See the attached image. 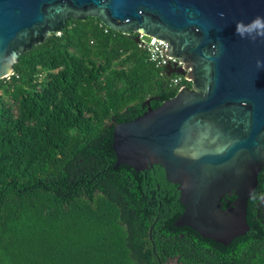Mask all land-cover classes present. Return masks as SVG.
I'll return each mask as SVG.
<instances>
[{
	"label": "trees",
	"instance_id": "1",
	"mask_svg": "<svg viewBox=\"0 0 264 264\" xmlns=\"http://www.w3.org/2000/svg\"><path fill=\"white\" fill-rule=\"evenodd\" d=\"M136 35L70 18L0 78V264H264V166L227 244L172 223L183 206L160 164L113 166L110 117L191 86Z\"/></svg>",
	"mask_w": 264,
	"mask_h": 264
},
{
	"label": "water",
	"instance_id": "2",
	"mask_svg": "<svg viewBox=\"0 0 264 264\" xmlns=\"http://www.w3.org/2000/svg\"><path fill=\"white\" fill-rule=\"evenodd\" d=\"M86 16L167 41L190 69V87L143 101L131 120L110 117L113 166L160 164L183 206L172 223L224 244L243 235L264 166V69L256 66L264 40L241 39L236 26L264 18V0H0V78L68 19Z\"/></svg>",
	"mask_w": 264,
	"mask_h": 264
},
{
	"label": "built area",
	"instance_id": "3",
	"mask_svg": "<svg viewBox=\"0 0 264 264\" xmlns=\"http://www.w3.org/2000/svg\"><path fill=\"white\" fill-rule=\"evenodd\" d=\"M137 36L139 44L147 50L150 60L155 63L156 66H178L184 73H187V68L182 64V62L167 53V41L142 33H138ZM187 80H189L188 77ZM173 81L176 83L178 79L174 78Z\"/></svg>",
	"mask_w": 264,
	"mask_h": 264
},
{
	"label": "clouds",
	"instance_id": "4",
	"mask_svg": "<svg viewBox=\"0 0 264 264\" xmlns=\"http://www.w3.org/2000/svg\"><path fill=\"white\" fill-rule=\"evenodd\" d=\"M220 15L223 16V13ZM262 19L264 18L257 17L249 26H245L243 22H237L236 35L241 39H249L253 43L257 39L264 40V24H261ZM256 66L257 69H264V60H257Z\"/></svg>",
	"mask_w": 264,
	"mask_h": 264
},
{
	"label": "flooded vegetation",
	"instance_id": "5",
	"mask_svg": "<svg viewBox=\"0 0 264 264\" xmlns=\"http://www.w3.org/2000/svg\"><path fill=\"white\" fill-rule=\"evenodd\" d=\"M181 62V61H180ZM183 64V63H182ZM184 65V64H183ZM185 66V65H184ZM189 71H190V69L189 68H187V73H186V76H187V74L189 73Z\"/></svg>",
	"mask_w": 264,
	"mask_h": 264
}]
</instances>
